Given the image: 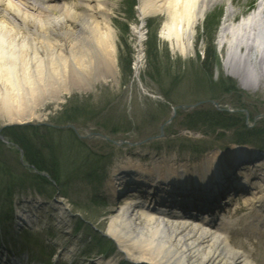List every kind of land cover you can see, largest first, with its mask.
Masks as SVG:
<instances>
[{"label": "rangeland", "instance_id": "1", "mask_svg": "<svg viewBox=\"0 0 264 264\" xmlns=\"http://www.w3.org/2000/svg\"><path fill=\"white\" fill-rule=\"evenodd\" d=\"M64 1L69 3L73 0ZM243 1L246 0H238L237 5L240 6ZM254 1L251 0L252 3ZM247 4H242L240 8L236 6L238 18L234 21V25L257 6V4ZM214 8H217L216 14L220 18L217 31H213V26L208 25L207 40L200 35L201 26L209 16L204 17L205 19L195 28L193 51L188 57H181L173 52L167 41L159 36V30L164 22L162 17L148 18L145 20V26L141 25L137 7L136 10L129 8L127 11L126 2L118 0L117 10L112 15V18L114 17L112 20L117 27H114L116 30L115 73L101 72L94 78H91L88 73L90 79L96 80L90 82L91 86L86 84L81 86L79 80L72 79L66 86L68 90L66 93H61L63 95H59V98L53 102L48 101L37 113L38 117L26 123L10 124L0 119V178L3 179L2 182L8 179L9 174H16L15 169L18 165L10 156V154H15L18 159L16 150L14 147H7L1 138L4 135V138L10 142V136L6 133L8 130L9 133H25L21 129L26 128L25 135L31 144L44 152L39 154L31 152L34 160L45 169L48 166H54L58 168V171L60 166L62 169L63 166L68 167L69 162L79 157L82 160L83 151L80 152L79 147H74L67 149L69 151L67 155L60 154V156H66L65 159L53 156L46 148L42 149L41 144L44 141L48 144L47 137L53 141L55 138V142H63L62 133L54 131L50 135L51 132L44 127H37L39 130L32 131L31 125L66 127L68 121H75L85 134L101 132L111 141H115L110 144L96 139L82 140L85 143L86 153H92L94 158H99L103 163L100 171H105V180L100 182V185H98L99 182L92 185L84 182L86 179H77L69 170L61 172V176H66L62 178L66 185L61 187L63 190L61 193L66 194L64 199L52 198L50 201L46 197L35 198L38 199V203L44 202L53 214L57 212L59 219L63 218V213H66V216L69 215L70 222L68 223L72 226L74 225L72 220L77 217L76 225L79 229H76V232L70 229L71 233L69 232L66 238L64 230L67 228L64 227L65 224L59 223L63 227L58 234L55 231L54 240L47 236L29 240L20 248L31 259L34 256L35 260L43 262L42 256L48 259L52 252L63 250L59 244H66V247L73 251L76 257L75 263L72 264H88L83 250L93 255L92 257H96L103 253L106 247L111 248V252L97 258L95 264H103L107 261L115 264L120 262L134 264L127 261L128 259L106 234L109 217L115 214V210L129 202L138 201L134 196H140L135 192L128 194L124 191L120 195H113L110 190L111 176L117 170L126 168L125 165L140 163L147 172L151 173L155 169L159 173L166 171L173 173L181 169L185 172L198 171L201 163L206 161L231 166L233 163L230 161V153L237 146L244 147L250 152L253 148H257L262 153L261 157H264V85L259 78V68L257 64L253 67L245 61L244 55L238 54L239 51L232 54L226 45L220 44L218 47V33L220 27L223 26L228 7L226 8L225 4L221 3V6ZM129 20L134 21L135 24L127 26ZM137 29L140 30V35L136 33ZM125 31L129 33V37L124 42L133 48L130 46L127 49L125 47V50L122 48L120 57L125 60L127 50L133 53V73L129 78L121 74L118 66L119 57H117L119 38ZM146 40H149V47L145 46ZM78 43L76 40L72 42L76 50L83 47ZM208 45L215 50L213 58L205 60L201 55L202 50L206 53ZM147 49L148 52H146ZM243 52L246 53L247 50L243 49ZM263 52L260 51V54L262 53L264 57ZM146 55L148 56L147 61ZM228 62H230V68L233 65L239 67L235 68L240 72L239 77L229 75L230 72L226 68ZM261 69L264 70V67ZM67 100L69 101L66 103ZM201 102H205L202 103L204 105H197L194 109V105ZM213 102L219 103L217 108H220L221 112L232 116V127L219 128L212 122L205 121L213 115L212 109L215 110ZM179 105L186 108L163 126L172 108ZM198 106L201 107L198 108ZM237 110L239 112H236ZM244 111L248 115V120L241 116ZM201 114H206V119ZM199 115L200 118H198ZM202 153L205 155L200 156ZM105 161H107L106 164ZM260 164L264 167V160ZM235 167V171L239 170L240 174L250 181L253 176V171L250 170L251 162ZM235 171H232V175ZM257 175L262 178L264 171H258ZM257 181L260 180L251 183V188H249L251 193L258 191ZM253 186H255L254 189H252ZM24 190H29V187H24ZM19 191L22 189L15 187V191H12L13 198L16 197L15 194L20 193ZM0 195L5 197L2 191ZM58 195L56 197H59ZM242 199L243 197L241 198L237 193L229 204L222 207L223 218L231 227L228 232L229 242L235 249L244 252L253 264H264V238L244 231L242 226H238L246 220L248 215L252 214L250 213L251 207L246 206ZM140 200H144L142 195ZM5 203L6 200L0 201V207ZM71 212L77 215L72 216ZM54 243L57 246H54Z\"/></svg>", "mask_w": 264, "mask_h": 264}, {"label": "bare ground", "instance_id": "2", "mask_svg": "<svg viewBox=\"0 0 264 264\" xmlns=\"http://www.w3.org/2000/svg\"><path fill=\"white\" fill-rule=\"evenodd\" d=\"M53 1L47 5L51 9L45 12L46 7L41 8L29 0H0V119L10 124L36 119L48 101L53 102L60 93L68 91L66 86L72 79L79 80L81 86H91L90 82L96 80L90 79L88 73L91 78L101 72L115 73L117 27L112 15L117 10L118 0ZM222 1L138 0V8L143 21L162 14L164 22L159 30L160 38L167 41L173 52L188 57L193 51L195 28L204 15ZM236 16L230 5L218 33V47L226 45L232 54L238 51L239 55L243 54L244 60L253 67L257 64L264 85V70L261 69L264 57L260 54L264 51V0L253 13L233 25ZM131 25L127 22V26ZM135 31L140 35L139 29ZM127 37L129 33L125 31L117 46L122 47ZM74 40L83 45L82 49L73 48ZM226 65L229 75L239 77L240 72L235 69L239 67L233 65L230 68V62ZM182 110L184 107L180 105L172 108L168 119L172 121ZM212 112V120L222 113L220 108ZM223 120L226 116L220 121ZM232 150L236 152L239 148ZM230 159L232 162L233 157ZM125 166L111 176L109 186L113 195L131 188L130 184L136 186V191L147 187L150 189L148 194L156 187L154 205L164 204L160 198L169 197L163 190L170 192L171 183L178 188L185 185L181 189L186 191V187L194 182L191 176L200 174L203 182L200 184L196 180L202 188L199 191H207L206 179L223 180L220 168L213 162L202 164L200 172L193 171L191 175L182 171L159 173L156 169L151 173L140 163ZM238 187L244 188L243 181ZM259 192L245 202L255 212L248 216L244 229L264 238V177ZM199 195L196 200L200 202ZM176 203L172 207L161 205L158 208L129 202L109 217L106 234L130 263L253 264L244 252L231 246L226 221L214 223L216 215L209 208L202 213L204 216H199L196 209L186 212L188 203L191 204L188 200ZM21 216L26 221L32 220L27 213ZM16 226H19L18 222Z\"/></svg>", "mask_w": 264, "mask_h": 264}, {"label": "trees", "instance_id": "3", "mask_svg": "<svg viewBox=\"0 0 264 264\" xmlns=\"http://www.w3.org/2000/svg\"><path fill=\"white\" fill-rule=\"evenodd\" d=\"M206 31V30H205ZM129 55V53H128ZM213 55H214V48L211 47V46H207V51H206V55H205V60H208V58H213ZM121 68L123 71L127 72L128 74L131 73V70H130V60L128 59V61H124V62H121L120 64ZM218 114H221V113H218ZM223 116H226V120H223V121H220ZM232 116H230L229 114H225V115H216V119H213V120H208L209 122H212L213 124H215V126L219 127V128H228V127H232V118H230ZM198 118H200V115L198 116ZM216 122V123H214ZM222 123V124H220ZM23 131H25V128L22 129ZM34 129H32V131H34ZM36 133V132H35ZM34 133V134H35ZM26 131L25 133H21L20 136H10L11 139L13 141H16L20 146H22L26 152H25V157H26V160L27 162L32 165L37 171H47V172H50V170L52 169V166H48L47 169L41 167L31 156H32V153L31 152H35L37 154L39 153H42L43 151H41L39 148H35L36 146L33 144H31V142L29 141V139H27L26 137ZM36 135V134H35ZM42 142L41 144V147L43 149L46 148L47 151L49 152V154L53 155V156H56V155H59V154H62V155H67L69 151H64V147H61V148H53L51 147V143L48 142ZM58 144V143H57ZM60 146V145H59ZM54 147H58V146H54ZM54 149V150H53ZM72 152H75V151H72ZM44 153V152H43ZM31 155V156H30ZM61 155V158H66V156H62ZM74 165V163H73ZM84 170V174L82 176H84L86 174V178L89 177L90 175H92V173H89L91 172L90 169L86 170L85 172V169L84 167H80V164L76 167L75 171L78 172V173H81L82 171Z\"/></svg>", "mask_w": 264, "mask_h": 264}, {"label": "water", "instance_id": "4", "mask_svg": "<svg viewBox=\"0 0 264 264\" xmlns=\"http://www.w3.org/2000/svg\"><path fill=\"white\" fill-rule=\"evenodd\" d=\"M186 107H184V109H185Z\"/></svg>", "mask_w": 264, "mask_h": 264}]
</instances>
